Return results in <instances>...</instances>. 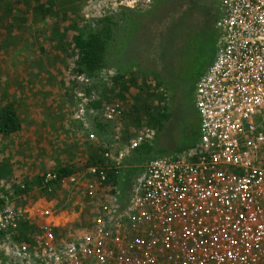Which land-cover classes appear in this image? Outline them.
I'll return each instance as SVG.
<instances>
[{"label": "built area", "instance_id": "1", "mask_svg": "<svg viewBox=\"0 0 264 264\" xmlns=\"http://www.w3.org/2000/svg\"><path fill=\"white\" fill-rule=\"evenodd\" d=\"M107 1L114 6L99 2L106 16L115 6L152 2ZM222 10L220 43L194 91L198 144L176 158L145 162L125 201L116 192L67 241L41 228L30 247L17 245L13 231L25 213L3 198L0 264H264V0H223ZM75 95L74 120L82 122L90 99ZM122 113L119 104L104 105L101 116ZM153 136L141 127L124 148L103 157L119 170ZM88 174L108 189L104 168ZM53 182L79 184L76 176L48 172L40 188L49 192Z\"/></svg>", "mask_w": 264, "mask_h": 264}, {"label": "rangeland", "instance_id": "2", "mask_svg": "<svg viewBox=\"0 0 264 264\" xmlns=\"http://www.w3.org/2000/svg\"><path fill=\"white\" fill-rule=\"evenodd\" d=\"M49 1H53L54 13L44 19L37 18L33 6ZM183 1L184 4L177 5L175 11L179 14L188 10L191 20L180 24L175 43L165 46L171 38H159L154 32L145 44H133L131 54L120 53V57L115 58L112 51L110 55L114 70L121 75H126L137 64L145 70L143 80L150 82L156 77L162 83H168L171 90L178 91L180 100L175 99L179 109L175 107L177 104L170 108L173 117L159 139L162 148L173 147L171 155L195 139L198 117L190 101L191 93L198 78L213 61L220 43L219 29L215 26L216 2ZM99 2L114 6V1L110 4L107 0H0V107L14 103L22 123V129L17 134L0 136V205L4 198L10 209L21 206L25 213L23 221L13 231L12 239L20 246L30 247L41 228L52 230L59 240H69L85 226L90 215L100 209V204L113 195L110 193L113 187L106 190L100 187L89 176V168L81 169L75 175L79 182L77 187H52L49 192L39 185L44 173L68 165L80 167L101 156V147L111 146L116 154L139 129L134 117L129 116L137 93L124 82L115 86L109 81V85H101L94 96L106 106L119 104L123 111L120 118L105 120L100 116L99 119L96 113L88 110L82 122L74 120L75 93L85 91L74 88L72 84L75 61L72 38L77 34L85 37L92 31L95 21L108 14H102L106 9H101ZM6 3L12 6L10 15L5 11ZM118 3L115 1V5ZM130 6L126 8L136 7ZM120 8L115 6L114 12L110 13L115 15ZM160 18L153 27H157ZM162 21L165 28L169 20L162 18ZM134 24L131 25L135 27ZM128 25L123 26L126 31L117 32V37L123 42L135 40L136 29H128ZM127 54L129 59H126ZM117 62L120 64L116 65ZM162 87L165 88L164 85ZM19 98L24 102L21 100L19 103ZM185 126L192 133L188 135ZM23 145H27L29 161L42 158L44 149L49 155H45L48 160H43L41 165L56 163V167L37 169L36 164L34 171L26 170L25 159L22 160ZM158 150L156 148L146 157L133 152L125 157L119 167L115 187L121 201L127 198L132 185L139 179L141 166L155 159ZM50 154L51 159L55 154L59 158L50 161ZM22 186L25 187L24 192L21 191Z\"/></svg>", "mask_w": 264, "mask_h": 264}, {"label": "trees", "instance_id": "3", "mask_svg": "<svg viewBox=\"0 0 264 264\" xmlns=\"http://www.w3.org/2000/svg\"><path fill=\"white\" fill-rule=\"evenodd\" d=\"M153 1L154 0H152L149 5H138L133 8L122 7L115 15L111 14L96 20L92 31L89 32L85 37L78 34L73 36L72 42L75 61L72 73V84L74 88L85 91L86 96L90 99L88 110L96 113V118L99 117V119L101 118L100 116L104 105L94 96L97 94V89L101 85L106 86L110 81L111 85L119 86L124 82V85H127L128 88H133L137 93L135 95L137 100L130 109L129 116L134 117V122L139 128L147 127L154 132L152 139L141 144L133 151V153L140 157L141 155L146 157L155 152L156 148H159L158 152L155 154L157 155L155 158L173 159L180 154L193 149L198 144L199 120L196 133L193 137L195 139L189 145L171 155L170 153L173 151V147L170 145L169 148H162V142L160 143L159 139L165 132L166 124H168L173 117L172 112L170 113V108L176 102L175 98L178 99V91L171 90L168 83L165 84L164 81L162 83V80H159L156 77H153V81L150 82L143 80L142 75L145 73V70L137 64L133 66V69L135 68L134 70H129L126 75H121L119 71L114 70L113 62L110 56L112 51H114L115 58L120 57V53L131 54L133 44L137 46L139 44H145L146 39L153 35L154 32H157L156 34L159 38L166 40L171 38L168 41V44L165 46L169 45L170 43H175L176 37L178 36L179 30L181 29L180 24L183 22H189L191 20L188 10L181 11L179 14H177L175 11V7L179 4L183 5L184 1ZM214 2H216L217 6V21L215 26L218 28V22L223 16V0H214ZM33 8L34 12L36 13V17L39 19H44L46 16H48V14L54 13L53 1H49L45 4L38 3L34 5ZM5 11L8 15H10L12 6L6 3ZM117 15L118 17H115ZM157 18L161 19L158 21V25H156L159 28L153 27ZM162 18L165 19V21H167V19L169 20V22H167L165 25L166 29L163 27L165 23H162ZM131 21H134L135 24ZM127 24H129L127 26L128 29H136L135 35L133 36L135 40L132 39L133 41L131 40L128 42H123L121 38L117 37V32H119V30L126 31L127 29H123V26H126ZM131 24L136 26L133 27ZM162 27L163 29L161 30ZM128 33L129 31L126 34L128 35ZM128 54L126 59H129ZM118 63L120 64V62H117L116 65H118ZM202 76L203 75H201L198 80ZM126 77H128V79H125ZM163 85L165 88L162 87ZM194 91L191 93L190 101L193 104V109L196 114L194 106ZM121 97L123 98V95H121ZM183 98L184 97H181V99ZM21 129L22 123L15 110L14 103L10 102L1 106L0 136L11 137L20 132ZM185 132L188 133V135L192 133L187 129L186 126ZM100 150L102 154L101 156L90 159L86 164L80 167L68 165L51 172L55 173L58 179H61L75 176L81 169L104 168L106 175L104 187L106 186L108 189L113 187L111 188L113 190H110V193L114 195L117 192L115 191V187L118 182V170L113 167L112 162L105 160L103 157L104 153L112 151V149L105 146L103 148L101 147ZM106 161L107 164H105ZM43 175L40 177L39 185ZM52 187H58L57 183L53 182ZM121 200L122 199H120V201ZM123 201H125V198Z\"/></svg>", "mask_w": 264, "mask_h": 264}, {"label": "crops", "instance_id": "4", "mask_svg": "<svg viewBox=\"0 0 264 264\" xmlns=\"http://www.w3.org/2000/svg\"><path fill=\"white\" fill-rule=\"evenodd\" d=\"M132 69H133V68H132ZM22 97H25V96H22ZM21 100H22V99L19 98V103H21ZM22 102H24V101L22 100ZM9 103H10V102H9ZM11 103H12V102H11ZM23 146H25V147H22V151L24 152V155L22 156V160L25 159L23 162H25L24 166H25V169H26V170L29 169L30 172H31V170L34 169L33 167L36 166V164H37V167H36L37 169H38V168H39V169H42V168H49V169L53 168V169H54V168L56 167V163H55V162H54L55 164H51V165H47V166H46V165H45V166H44V165H41V164H42L41 162L47 158V157H45V155H46V156L49 155L48 152H47V153L44 152V151H47V150H44V149H43V152L41 153V154L43 155V157L40 158L41 161H40V159H36V161H34V160H33V161H32V160L29 161V159L27 158V156H28L27 149H26L27 145H23ZM28 146H30V145H28ZM110 147H111V146H110ZM112 151H113V148H112ZM12 153H13V152H12ZM14 154H15V153H14ZM58 156H59V155L55 154V155H54V159H51V154H50V159H49V160H50V161L57 160V158H59ZM36 157L39 158V156H36ZM36 157H35V158H36ZM47 160H48V158H47ZM27 162H32V163H27ZM40 166H41V167H40ZM42 166H43V167H42ZM33 171H34V170H33ZM50 225H52V224H50Z\"/></svg>", "mask_w": 264, "mask_h": 264}, {"label": "flooded vegetation", "instance_id": "5", "mask_svg": "<svg viewBox=\"0 0 264 264\" xmlns=\"http://www.w3.org/2000/svg\"><path fill=\"white\" fill-rule=\"evenodd\" d=\"M177 100H180V99H179V97H178V99H177ZM176 104H177V105H176ZM178 104H179V103H177V102H176V103H174V104H173V106H175V105H176V106H175V107H176V109H177V108L179 109V107H178ZM173 109H174V107H173Z\"/></svg>", "mask_w": 264, "mask_h": 264}]
</instances>
